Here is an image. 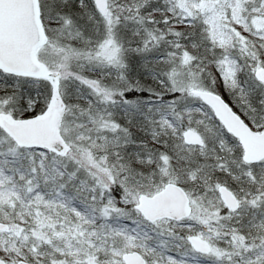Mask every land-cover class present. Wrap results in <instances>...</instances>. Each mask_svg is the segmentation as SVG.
I'll use <instances>...</instances> for the list:
<instances>
[{"label":"snow or ice","instance_id":"snow-or-ice-1","mask_svg":"<svg viewBox=\"0 0 264 264\" xmlns=\"http://www.w3.org/2000/svg\"><path fill=\"white\" fill-rule=\"evenodd\" d=\"M0 264H264V0H0Z\"/></svg>","mask_w":264,"mask_h":264}]
</instances>
